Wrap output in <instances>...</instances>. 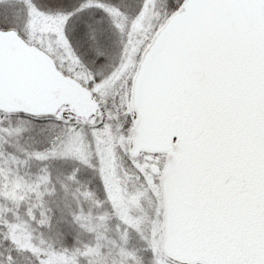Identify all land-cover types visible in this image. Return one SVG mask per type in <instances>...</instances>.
I'll use <instances>...</instances> for the list:
<instances>
[{
    "label": "snow or ice",
    "instance_id": "snow-or-ice-1",
    "mask_svg": "<svg viewBox=\"0 0 264 264\" xmlns=\"http://www.w3.org/2000/svg\"><path fill=\"white\" fill-rule=\"evenodd\" d=\"M152 15L157 19L136 53L127 94H104L129 44L122 36V58L109 68L112 36L128 17L115 0H77L57 13H45L37 0H0V112L21 115L40 138L30 151H10L6 137L13 129L0 120V161L18 159L14 178L0 166V188L16 194L9 208L13 200L0 192V264H18L22 255L33 264H53L50 254L21 247L15 233L21 225L29 234L37 225L51 230L54 198L69 195L53 168L72 158L76 167L66 176L75 183L80 167L88 166L63 146L81 137L98 149L101 130L128 141L115 151L145 188L151 174L163 192L156 219L165 235L151 238L153 249L158 240L172 241L199 251L193 264H264V0H159V8L157 0H140L129 25ZM41 25L47 40L37 42ZM10 30L19 38L15 44L3 35ZM70 64L88 74L86 112L60 95L76 88ZM28 131L16 128L15 134ZM146 142L163 146L141 148ZM101 159L98 151L95 162ZM147 194H153L150 188ZM68 214L90 232L107 223L82 204ZM120 221L132 227L126 216ZM103 238L97 233L95 243L82 244L73 238L71 253L66 246L59 250L72 256L64 264H79L90 254L96 256L92 264H107ZM121 255L132 254L121 249Z\"/></svg>",
    "mask_w": 264,
    "mask_h": 264
},
{
    "label": "rangeland",
    "instance_id": "rangeland-1",
    "mask_svg": "<svg viewBox=\"0 0 264 264\" xmlns=\"http://www.w3.org/2000/svg\"><path fill=\"white\" fill-rule=\"evenodd\" d=\"M77 2V0H69ZM66 0H37L39 7L45 13H57L60 10L69 9ZM120 8H123L128 14V17H122L121 32L115 33L112 36L113 48L112 56L108 67L117 64L121 60V43L122 36H125L128 41L127 56L124 64L120 69L113 74L106 84L104 94H114L125 90L127 94V79L128 76L133 75V67L136 65V53L140 50L141 45L151 35V26L157 19L156 15L145 19L135 28L130 27L129 18L135 13V10L140 5V0H115ZM133 3V4H132ZM157 8H159V0H157ZM42 35H37L35 39L39 42L41 39L47 40L46 30L44 25H41ZM73 65H69V71L72 77L82 81L87 86L89 79L87 72L84 69L79 71L73 70ZM103 98V97H101ZM0 120L13 129V133L6 137L12 144L13 148L10 151L20 152L22 150H31L33 147L39 146V136L33 131L34 125L27 123L21 115L9 117L6 113L0 112ZM16 128H27L28 132L22 137H17L15 134ZM50 132L55 134L58 130L49 127ZM128 141L121 140L115 133H101L98 137V149L88 147L86 140L81 137L67 140L64 144V151L69 154L84 157L87 162V167H80L78 180L73 183L67 179L66 174L71 172L76 167L72 158L60 160L53 168V178L59 184H66L69 195L67 197L61 193L60 196L54 198V203L51 205L53 209V226L48 230L47 225L33 226L34 231L29 234L27 229L23 226H18L15 233L16 240L21 247L35 249L36 254L48 253L53 264H64L65 261L72 258L71 255H65L64 252L59 251L61 248L67 247L71 253L75 245L73 238L81 244L84 242L95 243L97 233L103 234V239L100 243L102 245L100 251L106 254L107 264H193L177 262L173 258L166 255L162 247V242L157 241V247L153 249L150 240L159 234L163 237L161 231L163 225L156 219V214L163 209V195L162 190L146 178L147 188L143 183L139 182V178L131 168H127L123 159L115 151L116 144L124 146ZM102 156L99 163H96L97 152ZM151 160V156L149 157ZM18 159L7 157L0 161V166L3 167L6 174L15 177V167ZM11 165V167H10ZM33 167H37L35 161L32 162ZM147 167V165H145ZM152 190V195H148V189ZM0 192H6L8 198L13 200L9 204V208L15 207L16 194L11 188H0ZM89 192L90 195L85 197L83 193ZM75 197V198H74ZM83 205L86 212H90L93 217L104 216L107 223L101 224L94 231L82 229L72 222L69 213V208H76ZM142 214L144 222L135 223L132 220L131 228H124L120 221V216H126L128 219H138ZM62 223L69 225L68 233L61 230ZM35 239L37 243L32 244L31 240ZM56 249V251H52ZM121 249L126 253H131V256H122ZM4 248L0 244V252ZM155 252V256H154ZM91 259H80L79 264H92L96 260L95 254H90ZM18 264H33V261L27 256H20Z\"/></svg>",
    "mask_w": 264,
    "mask_h": 264
},
{
    "label": "water",
    "instance_id": "water-1",
    "mask_svg": "<svg viewBox=\"0 0 264 264\" xmlns=\"http://www.w3.org/2000/svg\"><path fill=\"white\" fill-rule=\"evenodd\" d=\"M3 35L8 37L9 42L11 44H15L19 41V38L16 36L15 31L13 30L5 32L3 33ZM72 82L76 84V88L62 89L60 91V95L64 100H68L71 104L77 106L81 112H86L90 107L89 94L87 88L85 86H81V84L74 78H72ZM5 107L12 108L15 107V105L6 102ZM162 146L163 145L157 144L155 142H146L140 145L141 148H148V149H152L154 147H162ZM164 248L169 252L177 253L178 255L184 257H188L194 260L200 259L199 251L196 248L189 245L168 241L164 243Z\"/></svg>",
    "mask_w": 264,
    "mask_h": 264
},
{
    "label": "bare ground",
    "instance_id": "bare-ground-1",
    "mask_svg": "<svg viewBox=\"0 0 264 264\" xmlns=\"http://www.w3.org/2000/svg\"><path fill=\"white\" fill-rule=\"evenodd\" d=\"M35 170H36V168L32 166V171H35ZM69 228H70V227H69L68 224H66V223H62L61 226H60L59 233H60V234L63 233L61 230H63V231H65V232L68 233ZM69 231H70V230H69Z\"/></svg>",
    "mask_w": 264,
    "mask_h": 264
},
{
    "label": "trees",
    "instance_id": "trees-1",
    "mask_svg": "<svg viewBox=\"0 0 264 264\" xmlns=\"http://www.w3.org/2000/svg\"><path fill=\"white\" fill-rule=\"evenodd\" d=\"M66 1H67L66 2L67 6H69L70 8L73 7L74 4H75V2H72V1H69V0H66ZM119 1L121 2V0H119ZM2 113H4V112H2ZM138 220H140L141 222H143V219L142 218H140V219L138 218Z\"/></svg>",
    "mask_w": 264,
    "mask_h": 264
},
{
    "label": "flooded vegetation",
    "instance_id": "flooded-vegetation-1",
    "mask_svg": "<svg viewBox=\"0 0 264 264\" xmlns=\"http://www.w3.org/2000/svg\"><path fill=\"white\" fill-rule=\"evenodd\" d=\"M111 80H114V77L113 78H111ZM152 159V158H151ZM150 160V159H149ZM147 167H154V165H147ZM146 178H148L149 180H151L152 179V175L151 174H149L148 176H146ZM175 256L176 257H178L179 255H177V254H175Z\"/></svg>",
    "mask_w": 264,
    "mask_h": 264
}]
</instances>
